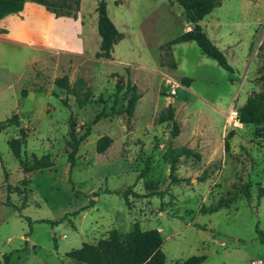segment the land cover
I'll list each match as a JSON object with an SVG mask.
<instances>
[{"label": "rangeland", "instance_id": "1", "mask_svg": "<svg viewBox=\"0 0 264 264\" xmlns=\"http://www.w3.org/2000/svg\"><path fill=\"white\" fill-rule=\"evenodd\" d=\"M105 1L125 35L115 46L114 62L95 58L98 32L99 43L94 40L88 51L92 58L72 57L71 67L68 60L56 61L46 71L40 64L28 66L39 59L32 48L0 41V123L6 125L17 114L28 133L23 149L28 159L49 154L54 161L50 169L25 175L9 144L19 129L0 131V261L21 250L11 257L13 264H80L67 253L114 229L123 239L138 223L143 230L160 231L166 264H182L192 256L206 257L202 264H264L258 233L264 235V196L259 197L264 189V123L239 120L249 98L264 111V0H222L200 23L228 59L232 74L202 54L195 42L165 47L185 27L190 29L174 0ZM97 4L83 0V11L91 14ZM32 71L39 72L36 79ZM129 74L143 95L133 117L98 121L71 170V116L78 126L90 124L105 106L114 105L119 82L124 90L116 107L126 106ZM66 75L71 85L85 81L83 92L91 91L83 108L72 96L55 92L60 90L54 80ZM184 79L192 82L186 85ZM173 84L178 86L175 94L170 92ZM170 104L180 125L174 142L172 124L158 122ZM234 110L237 119L231 117ZM105 136L112 143L100 154L97 142ZM171 142L200 155L179 160L178 182L164 160ZM25 177L30 179L26 191L21 187ZM7 184L12 185L10 194ZM246 185L249 197L242 192ZM129 189L127 205L123 193ZM24 193L25 209L9 206L8 196L15 206L23 205Z\"/></svg>", "mask_w": 264, "mask_h": 264}, {"label": "trees", "instance_id": "2", "mask_svg": "<svg viewBox=\"0 0 264 264\" xmlns=\"http://www.w3.org/2000/svg\"><path fill=\"white\" fill-rule=\"evenodd\" d=\"M184 11V16L190 27L192 24L196 25L195 29L181 34L174 40L165 44L166 48L186 42H195L200 48L202 54L215 60L218 65L229 73H234L233 67L229 64L228 59L224 53L212 42L210 37L206 34L201 22L210 15L216 8L222 5V0H174ZM27 2H33L45 6L49 11L54 13L57 17L73 16L77 17L81 0H0V21L11 14L19 13L23 10ZM98 14V33L101 37L100 51L96 53L97 59L112 60L114 47L119 44L125 35L121 33L108 14L107 3L105 0H97ZM186 85L192 82L190 79H184ZM55 84L58 88L65 91L67 95L73 96L76 99L79 108H83L89 99L92 97L90 90L86 89L85 82L80 81L78 87L71 85L69 76L57 78ZM124 90V85L119 82L116 86V94L114 95L115 103L108 110L105 106L103 110L96 116L94 121L88 125L78 126L75 118L71 116L68 147V163L71 170L76 165L77 154L82 143L91 135L92 127L103 118H112L115 116L127 115L133 117V112L137 103L142 98L138 92V87L132 85L130 74L127 79L126 92L131 95L127 105L117 108L118 94ZM26 94V91H23ZM63 104L66 106L67 99H63ZM240 123L261 124L264 123V111L251 98L240 109ZM158 122L160 124L171 123V137L174 142L180 135V125L175 116V108L169 105L165 111L159 115ZM20 118L14 114L6 121V125L0 123V131L7 127L15 126L19 128V137L10 141V147L15 159L18 161L23 173L28 175L43 170L50 169L54 166V161L51 155H44L38 158L36 155L28 159L27 154L23 151L26 146L28 133L25 128H21ZM84 131L83 133H81ZM105 142V143H103ZM173 142L169 146V152L164 156V160L170 166V176L174 182L179 180L175 176L178 162L184 157L200 158V155L195 150L185 146L174 147ZM112 139L108 136L103 137L97 142V152L103 154L111 146ZM3 167V165H2ZM4 169V167H3ZM6 170V169H4ZM6 176V174H5ZM7 177V176H6ZM30 182L28 177L22 180L21 187L26 191L27 185ZM249 187H243L242 192L246 197H249ZM17 193H21L20 187H14ZM12 185L7 184V192L11 193ZM131 189L123 193L127 205H129V196ZM160 194V193H159ZM264 196V189L260 191L259 197ZM28 196L24 193V203L21 206H15L10 202L8 196V204L11 207L22 211L27 206ZM40 223H47L55 225L58 222L50 220H41ZM260 241L264 244L263 232L258 230ZM27 244V242H26ZM163 237L159 230H143L138 223H135L131 232H129L123 239L120 237L116 229L112 230L108 237L100 239L96 243H83L81 248L72 250L67 253V257L80 264H166V255L162 250ZM21 250H16L8 254H4L0 264H13L11 257L14 253H19ZM206 260L204 256H192L184 261L182 264H202Z\"/></svg>", "mask_w": 264, "mask_h": 264}, {"label": "crops", "instance_id": "3", "mask_svg": "<svg viewBox=\"0 0 264 264\" xmlns=\"http://www.w3.org/2000/svg\"><path fill=\"white\" fill-rule=\"evenodd\" d=\"M119 3H122V1L120 0ZM92 9L95 13L97 5ZM93 11L91 14L85 13L83 11V0H81L80 11L77 17H57L45 6L33 2H27L21 12L8 15L0 21V41H5L13 46H27L32 48L39 58L29 62L28 66H31L32 68H34L35 65L40 64V68L42 67V70L46 71L47 68L53 67L56 64V61L60 62L64 60H68L67 66L71 67L72 63L70 59L72 57L83 58L87 56L92 58L88 55L89 47L94 40H97V43H99L96 36V32H98V14L96 12V16ZM187 25L190 26L188 23ZM190 29H192V27H190ZM190 29L185 27L184 33ZM112 56V60L106 61L114 62V52ZM121 65L127 66L125 64ZM38 73L32 71L30 75L35 76L36 79ZM55 81L56 80H54V84ZM54 86H56V84ZM58 90L60 91H55L59 92L58 94H63L65 92L60 88H58ZM61 97L63 98L62 95ZM169 102L173 104V106L176 104L174 99H169ZM25 239L28 240L29 238Z\"/></svg>", "mask_w": 264, "mask_h": 264}, {"label": "built area", "instance_id": "4", "mask_svg": "<svg viewBox=\"0 0 264 264\" xmlns=\"http://www.w3.org/2000/svg\"><path fill=\"white\" fill-rule=\"evenodd\" d=\"M178 86L173 84V86L171 87V94H175L176 93V88ZM231 117L234 118V119H237L238 118V112L236 110L232 111L231 112Z\"/></svg>", "mask_w": 264, "mask_h": 264}, {"label": "water", "instance_id": "5", "mask_svg": "<svg viewBox=\"0 0 264 264\" xmlns=\"http://www.w3.org/2000/svg\"><path fill=\"white\" fill-rule=\"evenodd\" d=\"M191 27H192V29H195L196 28V25L195 24H192Z\"/></svg>", "mask_w": 264, "mask_h": 264}]
</instances>
